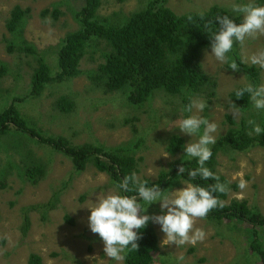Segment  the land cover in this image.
Returning a JSON list of instances; mask_svg holds the SVG:
<instances>
[{
  "label": "rangeland",
  "instance_id": "rangeland-1",
  "mask_svg": "<svg viewBox=\"0 0 264 264\" xmlns=\"http://www.w3.org/2000/svg\"><path fill=\"white\" fill-rule=\"evenodd\" d=\"M149 1L103 0L98 14L101 19L121 24L133 13L145 9ZM246 2L248 0H167V7L177 15H183L203 13L219 6L242 19L231 10V5ZM254 2L258 4V0ZM82 4V0H0V64L7 67V74L0 78V112L15 99H18L15 105L19 109L21 99V112L32 123L31 127L49 135L63 136L74 145L112 148L142 139L143 145L134 152L139 161L136 175L140 181L156 180L161 172L170 170L172 163L184 156V149L176 155L168 151L169 140L174 135L183 138L184 145L191 139L193 142L198 139L180 132V119L196 114L215 122L218 125L216 140L227 131L231 126L227 117L233 118L228 111L232 101L230 94L252 83L245 73L232 70L228 63L216 61L210 46L202 51L201 64L205 74L216 81L217 87L213 97L192 96V99L202 100L208 105L199 113L195 109L192 113L184 111L183 96L163 91L155 92L141 106H131L125 92L104 91L85 73L103 63L98 53H89L82 59V75L61 83L52 81L41 96L28 97L38 57L9 51L7 23L12 10L19 6L28 11L24 34L53 68L51 73L54 76L57 46L68 33L79 29L74 13ZM55 10L60 12L58 17L53 14ZM233 49L243 61L264 49V36L248 38L243 46L236 43ZM228 58L230 63L231 52ZM244 65L258 68L257 86L264 84V69L251 63ZM61 97H69L74 102L70 113H61L55 107ZM254 109L253 106L250 115ZM260 111L264 115V110ZM243 115L240 110L238 119ZM31 137L32 134L12 131L9 138H0V264H30L32 255L39 256L41 264H117L105 256L102 239L91 232L88 223L90 208L95 206L98 195L118 191L116 185L91 164L77 173L68 157ZM26 151L47 167L46 176L38 184H31L20 177V153ZM216 170L229 182L227 203L235 199L245 200L250 207L264 214L263 147L221 153ZM241 180L247 182L244 189L239 187ZM184 182L179 181L166 193L183 188ZM49 203H56V207L49 211L35 209ZM144 214H163L160 203L149 205ZM26 217L29 218L27 231L24 228ZM148 223L152 224L158 237V251L153 264H261L260 258L250 248L243 226L236 228L231 222L217 224L197 219L194 228L205 231V240L195 246L185 244L178 247L174 243L163 244L166 237L160 225L151 220ZM181 256L183 260L179 259ZM119 264H124V260Z\"/></svg>",
  "mask_w": 264,
  "mask_h": 264
},
{
  "label": "trees",
  "instance_id": "trees-1",
  "mask_svg": "<svg viewBox=\"0 0 264 264\" xmlns=\"http://www.w3.org/2000/svg\"><path fill=\"white\" fill-rule=\"evenodd\" d=\"M82 1V6L74 13L79 29L68 33L57 46V71L54 76L51 73L53 68L24 34L28 11L19 6L12 10L7 23L10 34L9 51L38 57L28 97L41 96L52 81L61 83L82 75L80 64L89 53H98L97 55L104 61L98 68L85 73L104 91L125 92L131 106L143 105L157 91L183 96L185 107L190 103L192 96L215 95L217 83L205 74L201 55L204 48L211 45L210 33L219 28L217 16L228 15L236 23L241 22V19L233 16L228 9L214 6L203 12V16L201 13L177 15L167 7V0H150L145 9L133 13L121 24H115L99 17L98 12L103 0ZM258 4H264V0H258ZM53 14L58 17L60 12L55 10ZM101 45L104 47L100 48ZM232 60L237 62L240 71L248 76L252 85L257 86L259 69L244 65L236 49L231 51L230 61ZM6 74V65L0 64V78ZM238 89L230 94V98L244 115L237 119L238 121L227 117L231 126L214 145L210 146L213 154L206 162V167L218 175L220 182L226 184L227 188L228 180L216 170L218 156L231 151L245 152L254 147L264 148V133L249 135L252 125L248 123L249 120H254L264 128V115L255 109L250 115L253 109L250 96L245 93L244 97L237 98L235 93ZM16 102L18 99L0 112V138H9L12 131L32 134L31 138L37 143L68 157L77 173L84 171L91 164L99 172L109 176L115 185L125 176L133 172L138 173L139 161L134 152L143 145L142 139L138 138L127 146L112 148L93 144L74 145L63 136L49 135L31 127L32 123L23 116L20 109L23 100L19 99V109L15 105ZM55 107L61 113L67 114L73 110L74 102L69 97H61ZM168 144V151L173 155L184 149V139L177 135H174ZM28 152L20 153L22 157L19 163L20 177L31 184H38L46 176L47 167ZM181 165L185 168L183 174H179ZM196 167L198 164L195 159L181 157L172 163L170 170L161 172L156 180L144 179L141 182L146 183L148 187L153 185L160 187L165 192H169L179 181L204 187L216 183L215 180H203L200 177L191 179L188 172ZM120 194L131 196L136 193ZM216 195L223 201L224 206L213 209L204 220L217 224L231 222L236 228L243 226L247 231L252 252L260 258L261 264H264V214L250 207L245 200L235 199L227 203V192ZM55 199L58 200L57 197ZM140 203L143 204V201ZM55 207L56 203H49L35 209L49 211ZM43 214L46 215L44 212ZM28 227L29 218L26 217L25 231ZM139 233L142 237L138 241L139 249L138 251L126 249L123 254L124 264L154 263L158 251V237L154 227L148 223L147 227L139 230ZM29 262L42 263L37 255H32Z\"/></svg>",
  "mask_w": 264,
  "mask_h": 264
},
{
  "label": "clouds",
  "instance_id": "clouds-1",
  "mask_svg": "<svg viewBox=\"0 0 264 264\" xmlns=\"http://www.w3.org/2000/svg\"><path fill=\"white\" fill-rule=\"evenodd\" d=\"M231 10L242 17L241 22L236 23L228 15L217 16L216 22L219 28L210 33V47L211 55L216 61L221 64L228 63L229 68L238 72L239 65L235 60L229 63L228 54L233 50L234 44L239 43L243 46L248 38L256 39L258 36H264V6L256 4L254 0H248L246 3H233ZM201 15L203 16V13ZM206 56H209L207 51ZM242 63H251L264 69V49L244 59ZM245 93L249 94L256 110H264V84L259 86L247 84L238 89L235 95L237 98H242ZM207 106L202 100L192 99L184 111L192 113L195 109L196 113H199ZM228 111L234 119H238L240 108L234 102L229 103ZM248 123L252 125L249 135L264 133V128L254 120H249ZM178 129L187 136L198 137L194 142L191 139L183 145L185 152L183 157L195 159L198 164V167L188 172L189 177L193 180L197 177L203 180L212 179L216 183L204 187L186 181L183 188L166 193L155 185L146 186V183L141 182L133 172L116 185L118 191L99 194L95 206L90 208L89 228L102 239L105 256L116 261L117 264L125 259L122 253L126 249L138 251V241L142 238L139 230L147 227L150 220L160 225L161 231L165 234L163 244L174 243L178 247L185 244L195 246L206 238L202 228H194L195 221L206 218L213 209L224 206L223 201L216 194L226 193L227 185L221 183L220 177L206 167V162L213 154L210 146L216 143L215 133L218 125L207 118L193 114L180 119ZM184 172L185 168L181 165L179 174ZM239 187L246 188L247 182L241 180ZM121 192L136 194L121 195ZM140 201H143V204ZM157 202L160 203L163 214L151 216L144 214L149 205ZM179 259L183 260V257Z\"/></svg>",
  "mask_w": 264,
  "mask_h": 264
}]
</instances>
